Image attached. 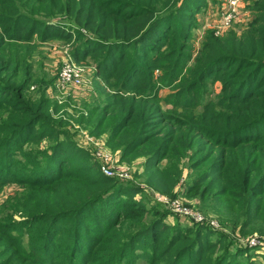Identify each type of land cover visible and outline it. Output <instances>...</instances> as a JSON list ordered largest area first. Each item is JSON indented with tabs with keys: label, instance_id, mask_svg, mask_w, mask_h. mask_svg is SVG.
I'll return each instance as SVG.
<instances>
[{
	"label": "trees",
	"instance_id": "16d2710c",
	"mask_svg": "<svg viewBox=\"0 0 264 264\" xmlns=\"http://www.w3.org/2000/svg\"><path fill=\"white\" fill-rule=\"evenodd\" d=\"M206 1L0 0V190L25 187L9 202L23 219L0 214V264H256V247L205 221L172 224L150 191L106 175L55 117L56 79L35 75L25 46L59 39L94 61L113 89L98 127L117 116L107 143L128 162L145 149L148 187L174 198L203 185L223 228L264 235V0L240 33L207 32L192 60Z\"/></svg>",
	"mask_w": 264,
	"mask_h": 264
},
{
	"label": "rangeland",
	"instance_id": "374dc122",
	"mask_svg": "<svg viewBox=\"0 0 264 264\" xmlns=\"http://www.w3.org/2000/svg\"><path fill=\"white\" fill-rule=\"evenodd\" d=\"M239 8L238 15L234 21L226 30H222L220 35H224L230 31H236L240 33L244 28L246 23L252 19L254 16V11L251 6L257 0H238ZM228 0H207L206 7L201 10L196 15V25L192 30V39L188 41L190 44L189 54L192 56V60L197 56L199 49L201 48L204 36L207 32L217 29V26L222 24V12L226 7ZM26 47H35L31 59V66L33 67V72H36V76L40 79L46 78L50 81L51 79L54 83L48 88V94L53 98V100L58 101L59 112L55 116L56 118H62L66 123L62 127L64 130L70 134V136L77 142L88 148L93 155L99 160L101 164V155L111 154L113 157V169L115 171L127 169L129 178L125 180L140 186L142 189L148 190L154 196V201H159L165 205L164 208L171 212L168 216V222L172 224H194L195 222H206L212 225L216 229H223L228 233L231 239L232 247L237 245L239 242H243L247 247H256L249 251L248 258H252L256 264L264 263V235L259 234V232H254L253 234L246 235L245 239L240 237L238 231H232L230 226L223 228L222 224L218 219V213L208 204L202 203L200 196L198 195L203 185L198 187L191 196H184L181 194V188H177L178 196L171 198L174 204L177 202L180 206L188 210L189 213H179L175 210L176 206L167 205L163 201L159 200L160 194H158L154 189L148 187L145 184V175L143 173V164L146 160L144 155L145 149H138L136 155L129 162L122 159V147L113 148L107 143L110 139V133L112 127L115 123L116 117H110L108 120L101 123L98 127V122L100 120V115L105 111L107 102L110 100L113 89L108 86L107 91H103L101 86H103V81L100 77L95 75L94 71V61L92 59H87L82 61V65L86 67L85 72V82L79 88H61L57 84V79L59 76V71L61 70L63 60L67 58L72 49L73 44L66 43L63 40H51L45 43L41 41L34 40L33 42L25 45ZM156 74H160L157 70ZM34 86L32 87V89ZM205 93L203 95V100L212 99L215 100L220 94L221 83L219 81L214 83H206L204 85ZM172 89L170 87L165 88L161 91V95L165 96L171 93ZM169 108V106H166ZM82 115H84V121H81ZM68 123V125H67ZM98 132V133H97ZM134 132V126L130 128V136ZM99 134V135H98ZM87 137H93L96 140V145L87 141ZM115 142V141H114ZM101 167V166H100ZM187 171V170H186ZM25 187L15 183L7 184L0 190V214L2 215H13L15 219L21 220V213H16L14 208L9 202L13 198L15 192H22ZM196 194V195H195ZM198 195V196H197ZM167 206V207H166ZM196 214H201L204 218L203 221H196ZM214 221V224H213ZM233 249V248H232ZM254 253L257 255L255 256ZM143 264V263H141Z\"/></svg>",
	"mask_w": 264,
	"mask_h": 264
},
{
	"label": "built area",
	"instance_id": "2783aa9c",
	"mask_svg": "<svg viewBox=\"0 0 264 264\" xmlns=\"http://www.w3.org/2000/svg\"><path fill=\"white\" fill-rule=\"evenodd\" d=\"M238 0H228L226 7L222 12V24L217 26L215 30L216 34H221L228 28L231 27L232 23L236 21V17L238 15ZM224 30V31H222ZM222 31V32H221ZM85 72L86 67L82 65V63H78L75 61L70 54L66 59L63 60L61 70L59 71V76L57 79V84L61 88L71 87V88H79L85 82ZM87 141L96 144V140L93 137H87ZM96 145H99L98 143ZM113 157L111 154L101 155V169L108 176H117L119 178H129L128 172L125 169L115 171L113 169ZM159 200L163 201L167 205H173L174 200L160 195ZM173 201V202H171ZM173 206H176L175 210L179 213H189L188 210L183 209L180 204L177 202ZM196 221H203L204 218L201 214H196ZM214 224V221H213Z\"/></svg>",
	"mask_w": 264,
	"mask_h": 264
}]
</instances>
